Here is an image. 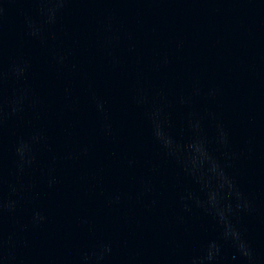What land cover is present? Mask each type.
<instances>
[{"label": "clouds", "instance_id": "obj_1", "mask_svg": "<svg viewBox=\"0 0 264 264\" xmlns=\"http://www.w3.org/2000/svg\"><path fill=\"white\" fill-rule=\"evenodd\" d=\"M222 214V213H221ZM212 258V256H211V254H209V259H211Z\"/></svg>", "mask_w": 264, "mask_h": 264}]
</instances>
